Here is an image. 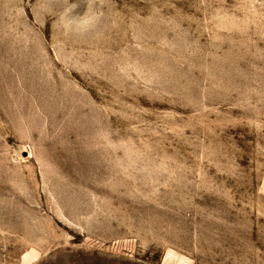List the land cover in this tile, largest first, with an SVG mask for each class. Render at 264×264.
Instances as JSON below:
<instances>
[{
    "label": "rangeland",
    "instance_id": "1",
    "mask_svg": "<svg viewBox=\"0 0 264 264\" xmlns=\"http://www.w3.org/2000/svg\"><path fill=\"white\" fill-rule=\"evenodd\" d=\"M0 264H264V0H0Z\"/></svg>",
    "mask_w": 264,
    "mask_h": 264
},
{
    "label": "clouds",
    "instance_id": "2",
    "mask_svg": "<svg viewBox=\"0 0 264 264\" xmlns=\"http://www.w3.org/2000/svg\"><path fill=\"white\" fill-rule=\"evenodd\" d=\"M66 11L70 12L71 9H67ZM100 20V14L93 13L89 15L86 11L79 19L68 18L65 20L64 27L69 32L83 35L94 30L98 26Z\"/></svg>",
    "mask_w": 264,
    "mask_h": 264
}]
</instances>
